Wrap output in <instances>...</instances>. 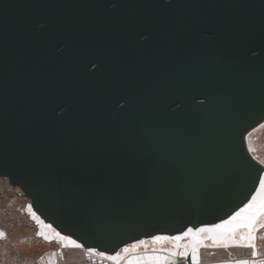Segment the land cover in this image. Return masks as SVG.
<instances>
[{"label": "water", "instance_id": "obj_1", "mask_svg": "<svg viewBox=\"0 0 264 264\" xmlns=\"http://www.w3.org/2000/svg\"><path fill=\"white\" fill-rule=\"evenodd\" d=\"M263 124L264 0H0V179L49 241L264 264V215L200 231L264 198Z\"/></svg>", "mask_w": 264, "mask_h": 264}, {"label": "crops", "instance_id": "obj_2", "mask_svg": "<svg viewBox=\"0 0 264 264\" xmlns=\"http://www.w3.org/2000/svg\"><path fill=\"white\" fill-rule=\"evenodd\" d=\"M256 236L259 256L264 258V222L259 224ZM9 245L7 235L0 231V264H179L177 260L164 257L162 249L150 248V244L133 247L129 252L120 254L116 262L98 254L93 255L82 248L63 247L42 236L38 240L24 238L20 256L11 255L4 259L3 251H9ZM212 255V263L219 261L217 256Z\"/></svg>", "mask_w": 264, "mask_h": 264}, {"label": "built area", "instance_id": "obj_3", "mask_svg": "<svg viewBox=\"0 0 264 264\" xmlns=\"http://www.w3.org/2000/svg\"><path fill=\"white\" fill-rule=\"evenodd\" d=\"M0 183V231L10 240L9 251H3V258L7 259L11 255L20 256L24 238L38 240L40 235L23 191L12 187L6 179H0Z\"/></svg>", "mask_w": 264, "mask_h": 264}, {"label": "snow or ice", "instance_id": "obj_4", "mask_svg": "<svg viewBox=\"0 0 264 264\" xmlns=\"http://www.w3.org/2000/svg\"><path fill=\"white\" fill-rule=\"evenodd\" d=\"M262 188H264V183H262ZM261 215H264V198L259 201L256 198H253V201L249 203L241 212L237 213L235 216L231 218V220L225 221L223 224L216 225L215 228L212 229H201L200 231H209V232H217L221 234L222 239H228L231 237L234 241L233 246H245L249 248L255 249V244L252 243L254 237L248 235L246 237H241L240 241H236L235 234L239 228H248L253 229L256 221L259 219ZM192 235L195 239L198 234L196 233H187L186 235ZM47 239V237H46ZM159 239V238H157ZM177 240L182 239V237H176ZM243 241H247V243H243ZM75 244V242H72ZM76 247H80V245H75ZM225 246H228L227 244ZM175 255V253H173ZM182 255L187 257L189 255L188 252H184ZM192 259L195 261V264H199L198 257V248H193L192 250ZM253 256L257 255L255 251L252 253ZM237 264H249V261H238ZM255 264V262H253Z\"/></svg>", "mask_w": 264, "mask_h": 264}, {"label": "rangeland", "instance_id": "obj_5", "mask_svg": "<svg viewBox=\"0 0 264 264\" xmlns=\"http://www.w3.org/2000/svg\"><path fill=\"white\" fill-rule=\"evenodd\" d=\"M248 147H249L251 154L255 157V159H257L260 163H262L264 165V124L262 126H260L259 128H257L255 131H253L249 135ZM263 222H264V219L260 222V224H263ZM150 246H152L150 248L156 249V250H159L162 247V246H158V245H154V244H151ZM230 259H232V258H230ZM177 262H179V264L184 263V262H182V260H177Z\"/></svg>", "mask_w": 264, "mask_h": 264}, {"label": "flooded vegetation", "instance_id": "obj_6", "mask_svg": "<svg viewBox=\"0 0 264 264\" xmlns=\"http://www.w3.org/2000/svg\"><path fill=\"white\" fill-rule=\"evenodd\" d=\"M156 240H157V239H154V240H147V241L144 240L143 242H144V243H147V245H148V244H150V245H151V244H154V245L162 246L161 249L163 248L164 250H163V249H162V250H163V251H166V248L164 247V245L161 244V241H159V240L156 241ZM143 242H142V243H143ZM133 247H134V246H133Z\"/></svg>", "mask_w": 264, "mask_h": 264}]
</instances>
